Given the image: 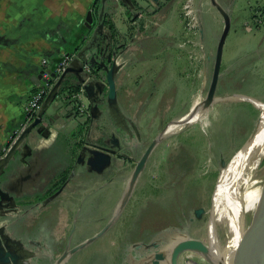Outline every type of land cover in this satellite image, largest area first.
<instances>
[{"label": "crops", "instance_id": "crops-1", "mask_svg": "<svg viewBox=\"0 0 264 264\" xmlns=\"http://www.w3.org/2000/svg\"><path fill=\"white\" fill-rule=\"evenodd\" d=\"M184 1L0 0V151L25 121L24 106L41 81L45 58L49 69L69 52L80 56L77 64L92 58L103 64L102 55L96 56L106 39L112 40L110 51L116 52L115 104L108 101V85L103 91L99 88L106 82L103 68L90 76V87L82 92L84 117L70 99L57 95L45 107L50 135L35 129L7 161L0 158V188L7 193L3 197L9 206L0 236L22 261L54 264L66 250L87 242L62 264L149 263L150 244L126 242L123 234L132 227H126L123 209L115 208L124 193L125 173L138 160L136 153L143 152L169 122L186 114L198 88L206 86L210 56L192 60L188 53L193 46L183 45L187 37ZM218 1L231 15V28L217 94L247 95L239 89L241 83H248L252 66L264 60V32L255 46L239 40L230 45L233 38L246 36L238 30L250 34L256 30L255 20L264 18V4ZM196 4L202 10V41L206 39L209 54L219 42L224 17L211 0H196ZM90 10L92 28L85 24ZM106 18L115 24L114 36ZM86 31L89 34L80 43L79 34ZM47 141L50 146L38 147ZM60 141L63 147L57 148ZM97 147L106 149L111 158L93 165L90 159ZM91 238L106 239L108 254L91 257L95 251L88 248ZM96 246L101 249L103 244Z\"/></svg>", "mask_w": 264, "mask_h": 264}, {"label": "rangeland", "instance_id": "rangeland-1", "mask_svg": "<svg viewBox=\"0 0 264 264\" xmlns=\"http://www.w3.org/2000/svg\"><path fill=\"white\" fill-rule=\"evenodd\" d=\"M249 1H252L253 6L264 4L263 0ZM259 13L260 10L257 11V15L250 18L248 22L250 26H254L256 20L254 21L253 19ZM261 17L262 14L259 15V18ZM261 19L260 22H263L264 18ZM261 24H264V22ZM261 24L258 26H261ZM258 26H254L256 30L252 34L243 29L238 30L237 32L244 33L246 36L233 38L230 46L232 47L235 40L243 41L247 46L252 44L255 46V42L264 32V26L260 28ZM233 32L234 28L230 36L233 35ZM253 34L256 36H253ZM193 39L199 44L189 48L188 54L191 56L190 58L192 60L197 59V61L201 58L205 61L210 56V65L206 72V89L208 91L218 41H215L208 54L206 39L202 41L201 32L200 36L193 35ZM258 53L263 54L261 47L258 49ZM247 77L248 83H245V81L241 83L242 86L239 90L247 93L250 97L256 94L258 98L255 99L264 102V60L254 64ZM198 89L197 92L199 93L200 88ZM226 95L217 94L220 99L210 106L202 119L186 125L178 132L167 135L164 140L156 145L149 156L146 168L124 204L123 212L124 221L127 224L126 227H132L129 234L128 232L123 234L126 242L135 239L134 242L138 241L143 244L152 245V242L158 244L155 248L165 251L167 255L164 264H170L169 260L173 245L182 237H195L209 242L207 223L208 221L212 222L213 208H211V201L215 187L219 183L224 164L230 162L250 138L260 120V115V125L264 120V109L257 102L258 107L251 103L256 109V115L253 118L249 119L246 115L232 116L231 113L234 109L240 110L242 114H245L247 111L250 112L249 109L252 105L246 103L249 101L238 98H223ZM63 144L64 141H60L56 146L57 148H62ZM184 144L192 146L193 154L191 158L193 160L185 162L182 160L181 156L187 152ZM147 147L144 148L143 152L136 153L138 160L145 153ZM177 153L178 155L175 157ZM137 161H134L132 168H129L125 173L124 188ZM176 164H180V166L186 164V170L189 171V174L183 173L182 170L178 171L179 169H172V165L175 166ZM177 172H182L184 175L179 178ZM260 177L262 179L261 186L264 189L263 172ZM199 208L205 209L200 216L196 214V210ZM262 213H264V196L257 212L247 215L246 227L253 225ZM218 237L221 243L225 245L224 232L219 231ZM94 240L93 238V243L88 247L91 248V252L95 250L91 257L97 253L108 254L106 239L99 238ZM98 242L103 244L101 249L96 246ZM153 247H149L151 251L156 250ZM179 262L180 264H212L196 251L183 252L180 255Z\"/></svg>", "mask_w": 264, "mask_h": 264}, {"label": "water", "instance_id": "water-1", "mask_svg": "<svg viewBox=\"0 0 264 264\" xmlns=\"http://www.w3.org/2000/svg\"><path fill=\"white\" fill-rule=\"evenodd\" d=\"M211 1H212L213 5L216 6V8L222 13V15L224 17V28H223V32L220 36V39H219V42L217 45V51H216V56H215L212 78H211V82H210L209 89H208V97L213 100L215 97H218L217 96V88H218L220 74H221V68H222L223 50H224V44L226 42L227 36H228L230 28H231V15L219 3L218 0H211ZM198 11H199V19H200L201 38H203L202 24H201L202 10L200 7L198 8ZM85 24L89 28H92V26L94 24V17H93L91 10L87 14ZM87 36L88 35L85 36V39L87 38ZM111 41L112 40L106 39V41L102 42V45L99 48V53L96 57H99L100 55H102V60L104 61L103 66H104V69L107 71L106 82H102L101 84H99V88H101V91H103L105 86L108 85V89H109L108 90V101L110 104L113 105L117 101V85H116V80H115L116 64L114 62V56H113L116 52H113L112 50L110 51V49L112 48ZM113 47H115V41H114ZM116 49L117 48L115 47V50ZM108 51H110V52L107 53ZM70 53L71 52H69L67 54H70ZM106 54H107V56H106ZM78 59H81V58H80V56H78L76 54V58H75L74 62L60 76V78L57 80V82L54 84V86L52 87V89L48 93L47 97L45 98V100L42 104L40 111L38 112L36 119L33 122H31L22 131V133L19 135L17 140L12 145V147L9 149L10 151L8 152V154L0 157V158H2L1 162L7 161L12 156V154L16 151V149L25 141V139L35 129H37V131L40 134H42L43 136L48 137L50 135L52 125L46 124L45 120H44V113H45L46 104L50 100H52L53 98H55L57 96L60 84L62 83V81L66 78V76L70 72H74L78 76V79H79L80 83L82 84L85 81V78L87 77V74L84 71V64L85 63L90 64V63L96 61V59L94 60V58H92V60H90V61L84 60L81 64H77L76 62ZM43 72H44V70H42V72H41V80H42ZM93 73L94 72L92 71V74ZM55 75H56V73L53 71L52 76H55ZM84 87H85V90H87L90 87V82H87L84 85ZM236 95L243 96L244 98H242L241 100L249 101L250 103H253L254 105H256L255 102L253 101V97H250V96L244 95V94H240V93L229 94V95L224 96L223 98L232 99ZM91 118H94V115H92ZM171 122H169V123H171ZM169 123L152 140L150 145L147 147L145 153L137 161V163L133 169V176H134L133 188H134L135 184L137 183L140 175L142 174V172L146 168L150 154L152 153V151L156 147V145L160 142V140H159L160 135L165 131V129L169 125ZM260 123H261V115H260V120L258 121L252 135L257 133V131L260 127ZM252 135L250 136V138L252 137ZM92 151L95 154V157L90 159V162L93 165H95L97 163L103 164L105 161H108L111 158V154L106 149H104L103 147H97L96 149H94ZM231 161H232V159H231ZM230 162L225 163L224 167L226 166V164L228 165ZM217 185H216L214 193H213V198L211 201V207L213 205V199L215 196ZM133 188H132V191H133ZM0 191L2 192V194L0 193V232H2L3 227L1 226V223L4 222L5 216L7 215L8 211H9L8 210L9 206H7L6 200L3 197V195L4 194L6 195L7 193L6 192L4 193L1 190V188H0ZM132 191H131V193H132ZM131 193H130V195H131ZM129 196H127V197L124 196L123 199H121L122 204H121L120 209L118 210L119 212L124 208V204L127 201V199L129 198ZM204 211H205L204 208H199L196 210V214L198 216H200V214L203 213ZM251 226H252L251 228L247 229L242 234V236H241L242 238H239V240L236 244V247L232 250V252L229 253L230 256L226 262H224L223 260H219V261L216 260L215 261L214 259H212L210 246L203 239L186 236V237H182L181 239H179L173 245L169 263L170 264H180V262H179L180 255L183 252H185V251H196V252L202 254L212 264H264V213H262L259 216V219H257L256 222ZM103 231L96 234V236H100L103 233ZM91 239H93V238H91ZM85 243H87V242H84V244ZM152 243L153 244L152 245L150 244V246H154V247L158 246V244H156L154 242H152ZM84 244H81L80 246H78V248L82 247V245H84ZM78 248L76 247V248H73L71 250H66L57 259L55 264H62L64 262V260H66L67 257L71 253H73L75 250H77ZM155 249L156 250L153 251L151 254L152 256H150L148 264H164V260L167 258L166 252L162 251L160 249L157 250V248H155ZM21 259H22L21 255H19V253L16 250H14L11 246L7 245L4 242V239L0 236V264H34L29 259H24L23 261Z\"/></svg>", "mask_w": 264, "mask_h": 264}, {"label": "bare ground", "instance_id": "bare-ground-1", "mask_svg": "<svg viewBox=\"0 0 264 264\" xmlns=\"http://www.w3.org/2000/svg\"><path fill=\"white\" fill-rule=\"evenodd\" d=\"M212 2V1H211ZM213 4V3H212ZM234 98L242 99L236 95ZM220 98L213 100L208 97L206 86H203L194 99L192 108L182 117L173 120L160 135L162 141L167 135L180 131L186 125L203 118L212 104ZM264 109V102L253 98ZM258 107V105L256 104ZM264 120L256 134L240 148L232 161L222 169L221 177L216 188L212 209V222L208 221V239L211 257L215 261L226 262L230 252L236 247L242 234L252 226L246 227L249 213L257 212L263 202L264 189L260 174L264 173ZM133 172L129 175L124 188V196H129L133 188ZM121 200L115 210L121 207ZM115 213V212H114ZM259 219V217H258ZM219 231L224 232L226 244L219 240ZM55 264V263H54Z\"/></svg>", "mask_w": 264, "mask_h": 264}, {"label": "built area", "instance_id": "built-area-1", "mask_svg": "<svg viewBox=\"0 0 264 264\" xmlns=\"http://www.w3.org/2000/svg\"><path fill=\"white\" fill-rule=\"evenodd\" d=\"M182 12L185 20V30L187 32V37L184 40L183 45L195 47L199 43L194 41L193 35L200 36V19L196 0H185ZM75 58V53L64 54V56H62V58L55 64V67L52 69H49V60L47 58L43 60L44 72L42 75V80L40 81V83L38 84V86L36 87V89L34 90V92L32 93V95L27 100L24 106V111L26 115L25 121L21 128L11 136L8 146L4 148L3 151H0V157L6 154L7 150L12 147V145L17 140L22 131L36 119L38 112L40 111L48 93L50 92L54 84L57 82V80L60 78V76L74 62ZM53 71L56 73L55 76H52ZM84 71L87 74V77L85 78V81L81 84L80 91L73 95V98H76L77 100H80L82 92H84L85 90L84 85L88 82L90 76L92 75V68L90 64H84ZM76 110L80 118L84 117L87 112L82 103L78 104Z\"/></svg>", "mask_w": 264, "mask_h": 264}, {"label": "trees", "instance_id": "trees-1", "mask_svg": "<svg viewBox=\"0 0 264 264\" xmlns=\"http://www.w3.org/2000/svg\"><path fill=\"white\" fill-rule=\"evenodd\" d=\"M132 1H135V0H132ZM105 24L109 27V29L111 30V33L114 36L113 32H116L117 30H116V27H115V24L113 23V21L110 18L109 19L106 18L105 19ZM88 34H89L88 31L79 34L80 35V39H79L80 43L83 42V40L85 39V36L88 35ZM90 65L92 67V71L95 72V73L100 72V70L104 68L103 64L101 62L97 61V60L92 62V63H90ZM80 88H81V83H80V81L78 79V76L74 72H70L66 76V78L62 81V83L60 84L57 95L64 96L66 99H70L71 102H73L75 104V108H76L80 102L76 98H73V95L76 94L77 92H79ZM246 103L252 105L250 102H246ZM246 106L248 107L247 104H246ZM249 111L250 112L247 111V112H245V114H242L240 110L237 111L236 109H234V111L231 114H232V116H235V115H237V116L246 115L247 117H249V119L251 117L253 118L256 115V109L254 108L253 105H252V107H250ZM83 128L84 127L82 126L78 132H82ZM214 138H215V136H214ZM83 142L80 143L81 146L83 145ZM214 143H215V139H214ZM184 147L187 149V152L184 153L183 156H181L182 160H184V162L187 161V160H193V158H191L192 154H193L192 146L190 144H188V145L184 144ZM178 153L175 154V157L178 155ZM186 166H187L186 164L181 165V166H180V164H176L175 166L172 165L173 169H177V170L179 169L178 171L182 170L183 173L189 174V171L186 170L187 169ZM183 173L182 172L178 173L179 178H181L184 175Z\"/></svg>", "mask_w": 264, "mask_h": 264}, {"label": "clouds", "instance_id": "clouds-1", "mask_svg": "<svg viewBox=\"0 0 264 264\" xmlns=\"http://www.w3.org/2000/svg\"><path fill=\"white\" fill-rule=\"evenodd\" d=\"M55 136V134H54ZM51 141L43 142L41 145H38V147H47L50 146Z\"/></svg>", "mask_w": 264, "mask_h": 264}, {"label": "flooded vegetation", "instance_id": "flooded-vegetation-1", "mask_svg": "<svg viewBox=\"0 0 264 264\" xmlns=\"http://www.w3.org/2000/svg\"><path fill=\"white\" fill-rule=\"evenodd\" d=\"M260 20H261V19L256 20L255 24H256L257 26L260 25ZM125 159L128 160L129 158L125 157ZM136 161H137V160H136ZM135 165H136V163H135ZM134 167H135V166H134ZM132 172H133V171H132Z\"/></svg>", "mask_w": 264, "mask_h": 264}]
</instances>
